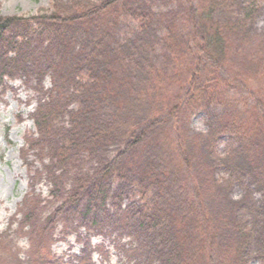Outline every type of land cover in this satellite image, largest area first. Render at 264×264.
Here are the masks:
<instances>
[{
	"label": "rangeland",
	"instance_id": "rangeland-1",
	"mask_svg": "<svg viewBox=\"0 0 264 264\" xmlns=\"http://www.w3.org/2000/svg\"><path fill=\"white\" fill-rule=\"evenodd\" d=\"M104 1L0 0L2 17L64 20H31L34 59L0 79V264H187L173 229L182 223L191 264H262L264 0L247 18L249 0H120L84 21ZM190 4L228 42L224 80L202 67L225 93L221 103L187 94L197 63ZM22 32L19 25L11 36ZM99 39L97 72L111 73L100 84L90 62ZM229 117L247 118L249 129L222 124ZM149 166L161 182L143 177ZM103 179L105 201L95 193ZM153 211L152 223L138 225Z\"/></svg>",
	"mask_w": 264,
	"mask_h": 264
},
{
	"label": "trees",
	"instance_id": "trees-1",
	"mask_svg": "<svg viewBox=\"0 0 264 264\" xmlns=\"http://www.w3.org/2000/svg\"><path fill=\"white\" fill-rule=\"evenodd\" d=\"M120 0H105L100 5H96L87 11H84L82 14V17L84 18V21L89 22L91 20V17L94 15H98L101 12H106L109 9L115 8L118 6ZM189 7L188 16L191 23V30H190V38L191 40L195 41L194 48H195V55L197 57V63L193 65V68L190 70V72L187 75V78L185 80V85L187 86V94L190 96V98H200L201 101L209 104L212 101L218 100L220 103L225 101L226 95L222 91L221 86H217L214 84H209L206 81V78L204 77L203 71L206 69H203L202 67L205 66V64H208L212 66L216 72L220 74V78L224 80L221 70L226 66L227 60L229 58V46L228 42L224 36V33L221 29V26L211 17L204 13V11L196 10L193 8L192 4ZM257 7L256 0H249V3L245 7V16L250 17L252 13L255 12ZM54 20L59 23H63V19L60 18V16L57 13L52 14H40L38 16H30V17H24V16H8V17H2L0 16V64L3 66V68H6L2 73H17L20 71L26 70V65L29 61H32L35 56V52L33 49H30V45L32 44V38L29 35L30 31V21L33 20L34 22H44V20ZM33 23V22H32ZM20 25V28L23 29L22 36H10V33L13 32V30ZM49 27H45L42 29V31L48 30ZM31 35V34H30ZM32 36V35H31ZM40 36L39 33L36 34V37ZM98 44L94 46L93 50L96 49V53L90 57V62L96 64L97 66L93 68L95 70V74L98 78H108L111 73L109 71H106L102 74V76H99L97 72L98 64L100 61V55L98 51L101 50V43L102 40H98ZM97 42V41H96ZM92 50V51H93ZM78 59V57H77ZM76 59V60H77ZM103 78L98 80V83H102ZM105 82V79H104ZM106 83V82H105ZM111 86L109 85L105 86V89H108ZM56 96L58 94H55ZM52 96V102L51 104H55L58 101V97ZM197 100V99H195ZM181 102L182 100H178L175 104V109L177 111L181 108ZM57 107V106H56ZM53 113V112H51ZM50 113V114H51ZM235 115H241L235 114ZM37 117V116H36ZM242 118V117H241ZM241 118L234 120V117L232 120H230V117L224 121L220 120L222 124H226L228 122H231L233 126L237 124V126L241 129H244L245 132L247 129H249V122L247 121V118ZM37 124H40L39 118H36ZM99 133L95 132V135ZM140 137L135 138V142H138L140 140ZM255 138V131L253 134H250L248 139L252 141ZM186 167H190L189 159H184ZM154 166H149L147 168H144V171L142 172L143 177L147 178H154L155 181L161 182L162 181V173H156L153 170ZM106 180L103 179V181H99L98 185L95 187V193L99 192L98 195L102 197V200L105 201L107 199V184L105 182ZM55 193V192H54ZM86 211H90V204L88 202ZM31 213H25L24 217L26 221H29ZM158 211L154 213L153 212H142L140 215L141 220L138 225L140 226H146V223H152L154 219L157 218ZM127 217V216H123ZM210 217L205 214V223H204V230L207 235V238L209 240V246H213V244L216 242V235L214 231L211 229L209 223H210ZM234 227L237 229V231L240 233L239 235L241 237H245V234L240 231L241 223L239 222H233ZM183 223L180 225L174 224V230L179 235V241H177L178 245L176 246L177 249H182L183 251H187V257L188 262L187 264H191L192 260L194 259L193 256H191L188 253V249L186 246H184V243L182 242L180 231L182 230ZM258 242H255L257 251H258V257L261 260L262 264H264V238L257 239ZM256 240V241H257ZM191 247L189 246V249ZM168 262H171L168 260Z\"/></svg>",
	"mask_w": 264,
	"mask_h": 264
}]
</instances>
